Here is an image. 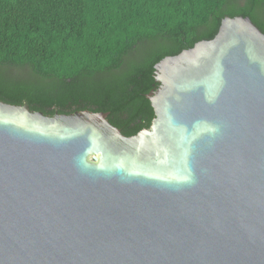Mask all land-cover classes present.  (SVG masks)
Wrapping results in <instances>:
<instances>
[{
    "label": "water",
    "instance_id": "water-1",
    "mask_svg": "<svg viewBox=\"0 0 264 264\" xmlns=\"http://www.w3.org/2000/svg\"><path fill=\"white\" fill-rule=\"evenodd\" d=\"M154 70L134 136L0 102V264H264V33L225 17Z\"/></svg>",
    "mask_w": 264,
    "mask_h": 264
},
{
    "label": "trees",
    "instance_id": "trees-1",
    "mask_svg": "<svg viewBox=\"0 0 264 264\" xmlns=\"http://www.w3.org/2000/svg\"><path fill=\"white\" fill-rule=\"evenodd\" d=\"M225 17L264 33V0H0V102L108 113L134 136L154 118V65L213 39Z\"/></svg>",
    "mask_w": 264,
    "mask_h": 264
}]
</instances>
